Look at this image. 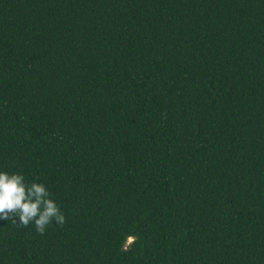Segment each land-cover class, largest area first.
Masks as SVG:
<instances>
[{"label": "trees", "instance_id": "trees-1", "mask_svg": "<svg viewBox=\"0 0 264 264\" xmlns=\"http://www.w3.org/2000/svg\"><path fill=\"white\" fill-rule=\"evenodd\" d=\"M0 172V264H264V0H0Z\"/></svg>", "mask_w": 264, "mask_h": 264}, {"label": "clouds", "instance_id": "clouds-1", "mask_svg": "<svg viewBox=\"0 0 264 264\" xmlns=\"http://www.w3.org/2000/svg\"><path fill=\"white\" fill-rule=\"evenodd\" d=\"M28 226L34 222L38 233L43 234L53 221L63 226L65 216L50 198L43 184L25 183L20 174L0 172V219Z\"/></svg>", "mask_w": 264, "mask_h": 264}]
</instances>
